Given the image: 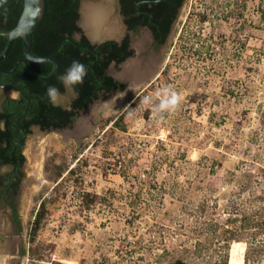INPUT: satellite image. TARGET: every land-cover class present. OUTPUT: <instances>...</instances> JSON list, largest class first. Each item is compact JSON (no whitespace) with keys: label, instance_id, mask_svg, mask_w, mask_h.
Segmentation results:
<instances>
[{"label":"rangeland","instance_id":"1","mask_svg":"<svg viewBox=\"0 0 264 264\" xmlns=\"http://www.w3.org/2000/svg\"><path fill=\"white\" fill-rule=\"evenodd\" d=\"M161 65L152 84L180 94L175 111L155 112L154 99L137 119L132 105L124 109L127 93L79 142L33 129L31 140L46 141L33 161L45 181L24 212L20 264H222L226 209L264 188V0H183ZM112 153L123 168L99 179L97 155ZM78 154L82 162L67 171ZM244 180L250 190H239ZM242 253L231 242L227 262Z\"/></svg>","mask_w":264,"mask_h":264},{"label":"trees","instance_id":"2","mask_svg":"<svg viewBox=\"0 0 264 264\" xmlns=\"http://www.w3.org/2000/svg\"><path fill=\"white\" fill-rule=\"evenodd\" d=\"M175 1L176 7L181 4V0ZM77 3L78 0H46L44 18L31 34L30 53L36 57L52 54L56 61V70L49 78L40 80L29 74L23 64H18L11 73L0 74V83H6L18 74L25 80L23 95L20 98L4 99L2 102L0 119L3 120L4 125L0 129V156L3 161H10L7 154L14 149L8 138L11 130L22 128L28 132L31 124H37L40 128L62 127L72 121L79 109L86 108L97 97L99 90L107 92L117 86L109 76L104 74V68L109 60L118 55V49L114 47V44L106 41L91 45L83 35L78 40L71 36L74 31L79 30L74 24ZM21 8L22 0H8L0 6V52L6 42L4 33L15 25ZM21 57V39L17 37L12 41L7 54L0 59V71L10 70L16 60ZM73 61L84 64L88 69L87 75L82 84L74 86L77 94L71 101L70 109L53 106L49 102L46 90L49 85L55 86L59 91L62 90L59 77L65 73ZM27 65L37 76H46L52 66L50 62L31 61H27ZM21 85L22 80L19 79L12 87L18 89ZM24 96L29 100L26 112H23L26 101ZM50 169H52L50 172L52 178L59 176L61 169L58 164L51 165ZM254 183L262 182L256 180ZM244 185L249 190L253 187L249 180H244V183L237 186L239 190H242ZM38 208L30 223V239L33 238L43 215V201L39 202ZM226 212L231 213L232 216H227L224 219L226 223L220 227L223 232L221 241H223L224 252L221 263L226 264L227 262V248L231 242H241L243 253L242 258L236 261L228 258L229 264H241L242 259L243 264H258L264 261V188L261 195H251L243 201L234 202L226 209ZM209 225L214 230L215 225L211 222ZM170 264L187 263L176 258L171 260Z\"/></svg>","mask_w":264,"mask_h":264},{"label":"flooded vegetation","instance_id":"3","mask_svg":"<svg viewBox=\"0 0 264 264\" xmlns=\"http://www.w3.org/2000/svg\"><path fill=\"white\" fill-rule=\"evenodd\" d=\"M182 3L183 0L176 7L175 0H111L110 13L112 19L117 22L116 34L104 37L105 39L100 43L108 41L118 49L117 57L109 60L104 68V74L109 76L117 86L107 92L99 90L94 100L98 99L99 101L101 98L109 99L114 95H122L119 104L111 106L110 110H113L124 101L127 93L132 94L142 84L158 76V73L163 69V65H161L163 53L175 30V22ZM79 4L80 0L76 6V19L74 20V24L79 30L74 31L71 36L78 40L83 35L87 40L79 25ZM81 25L84 28L82 23ZM84 31H86L85 28ZM31 75L38 78L34 73ZM22 78L18 74L8 82L0 83V90L4 92L0 98V113L4 99H18L23 95L22 89L25 86V80ZM19 79L22 80L21 87L13 88V84ZM61 84L60 94L66 92L65 86L62 82ZM69 93L68 97L64 99V103L59 102L58 104L63 109H67V107L70 109L71 101L75 97L71 91ZM25 100L23 112L28 109L29 100L27 97ZM3 125V120L0 119V129L3 128ZM62 127L40 128L37 124H31L28 127V132L22 128L9 132L10 145L14 146V149L7 154L10 161H3L0 156V264H20L23 255L21 236L26 226L24 212L27 210L28 200L32 194L38 191L45 181L40 175L44 166L39 163L40 168L37 169L33 161H39V154L46 141L40 143L31 140L33 129L39 132L42 137H46L48 132ZM29 152L33 153L32 162H30L31 160L28 162ZM17 153L18 155H16Z\"/></svg>","mask_w":264,"mask_h":264},{"label":"water","instance_id":"4","mask_svg":"<svg viewBox=\"0 0 264 264\" xmlns=\"http://www.w3.org/2000/svg\"><path fill=\"white\" fill-rule=\"evenodd\" d=\"M8 0H0V6L5 4ZM84 1H92V0H81L79 4V25L82 28L84 35L86 36L88 42L90 44H98L101 41H103L105 38L100 39H91L86 32L84 31V28L81 25V19H80V6L81 3ZM46 12V0H22V8L20 10V13L18 15V18L16 20L15 25L5 32L6 36V42L5 45L0 52V59H2L7 52L10 49V46L12 44V41L20 37L21 39V51H22V57L16 60V62L13 64L10 70H2L1 73H11L14 71L15 67L18 64H23L24 68L31 74L33 72L28 68L26 61H33V62H50L52 64L51 69L49 73L46 76H38L39 79L45 80L49 78L54 71L56 70V61L53 59L52 54L42 57H36L33 56L30 53V44H31V34L35 30V28L41 23V21L44 18ZM23 79V78H22ZM98 101V99L92 101L86 108L80 109L77 111V113L73 116L72 121L65 127L62 128H55L52 130V132H55L56 134L60 135L62 138H69L72 137L75 139L76 142H79L80 138L88 134L91 129H93L94 121L96 117L92 118L89 127L79 131L75 132V126L78 120L83 116L86 112L90 111L91 106ZM68 109V107H67Z\"/></svg>","mask_w":264,"mask_h":264},{"label":"bare ground","instance_id":"5","mask_svg":"<svg viewBox=\"0 0 264 264\" xmlns=\"http://www.w3.org/2000/svg\"><path fill=\"white\" fill-rule=\"evenodd\" d=\"M80 11L81 23L91 39H100L116 34L117 22H115V19H112L110 13L111 0L84 1L81 3ZM121 98L122 95H114L109 99L101 98L94 103L91 106L90 111L81 116L76 123L75 132L88 128L92 118L95 117L97 113L108 112L112 105L119 104Z\"/></svg>","mask_w":264,"mask_h":264},{"label":"clouds","instance_id":"6","mask_svg":"<svg viewBox=\"0 0 264 264\" xmlns=\"http://www.w3.org/2000/svg\"><path fill=\"white\" fill-rule=\"evenodd\" d=\"M87 72L88 69L84 64L79 61H73L65 73L59 77V79L67 90L71 91L73 95H76L77 93L75 92L74 86L83 83ZM46 95L49 102L52 103L53 106H58L60 92L55 86L49 85L46 90ZM154 99L158 101V103L154 105V111L163 113L175 111L182 98L175 90L165 86L157 89L154 96H144L141 102L145 105H149L153 103Z\"/></svg>","mask_w":264,"mask_h":264},{"label":"built area","instance_id":"7","mask_svg":"<svg viewBox=\"0 0 264 264\" xmlns=\"http://www.w3.org/2000/svg\"><path fill=\"white\" fill-rule=\"evenodd\" d=\"M154 80V79H153ZM152 80H149L148 82L142 84L140 87H138L132 94V96L129 98V100L127 101L126 105L124 106V109L127 108L129 105H132V109L134 112V116L137 117V119H140L146 109V107H148L147 105L143 104L141 101L143 99L144 96H154L155 94V88L157 83L152 84ZM121 113V112H120ZM114 132L112 133L113 136L116 135V129L113 128ZM92 143H90L88 145V147L91 146ZM124 146H121L118 148L119 152H121L122 149H124ZM113 157L110 158H105V157H100V155L98 154L97 156L100 158V160L102 161V165L99 168V173L97 175V177L100 179H109L110 176H114V175H119V170L121 168H123V161L120 155L116 154V153H112ZM79 161V163H81L82 161L80 160V154H78L77 156H75L73 158V162L72 164L69 166V168L67 169V171H70L71 167L77 162ZM110 161V162H109ZM94 162V161H89L87 162L86 166L89 167L90 163ZM76 176V174H74ZM62 176L59 177V179ZM57 183V182H56ZM83 183H85V181H83ZM89 191V190H86ZM47 194H45L44 196H46ZM44 196H41L38 199L37 202V206L39 204L40 201H43ZM48 197V196H47Z\"/></svg>","mask_w":264,"mask_h":264},{"label":"crops","instance_id":"8","mask_svg":"<svg viewBox=\"0 0 264 264\" xmlns=\"http://www.w3.org/2000/svg\"><path fill=\"white\" fill-rule=\"evenodd\" d=\"M59 142L65 144L66 142H68V137L64 139L61 136H59Z\"/></svg>","mask_w":264,"mask_h":264}]
</instances>
